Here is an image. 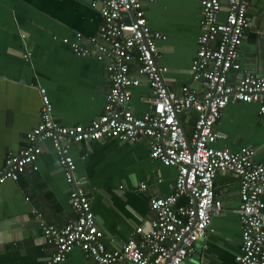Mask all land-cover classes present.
I'll return each instance as SVG.
<instances>
[{"label":"crops","instance_id":"1","mask_svg":"<svg viewBox=\"0 0 264 264\" xmlns=\"http://www.w3.org/2000/svg\"><path fill=\"white\" fill-rule=\"evenodd\" d=\"M142 1L148 26L164 35L157 40V63L167 67L163 73L166 86L177 93L185 84L198 88L189 79V67L200 31L199 0ZM221 3L219 21L226 15V1ZM99 6L100 0H0V168L8 153L26 146V133L39 122V87H45L59 124L86 125L102 114L109 86L105 64L75 54L63 42L64 37L74 40L79 32L86 43V36L95 34L102 22ZM246 15L250 27L239 46L240 67L228 74L230 82L244 74H264V0H250ZM26 50L31 52L28 61L23 58ZM130 73L140 81L131 88L130 106L134 111L146 109L151 89L134 65ZM195 116L191 111L182 117L187 133ZM215 129L220 135L215 147L238 151L252 146L254 160L264 163V115L256 103L230 102ZM41 145L36 169L28 165L16 180L0 184V264H44L53 252L34 218L35 210L57 226L75 216L70 186L51 142L45 140ZM70 152L108 249L121 248L137 226L147 229L154 216L149 198L167 196L173 190L177 167L153 158L146 137L73 142ZM141 183L146 184L145 189ZM214 193L222 210L212 218L206 237L196 241L194 251L181 264H240L235 258L241 243L237 175L218 171ZM262 198L264 201V195ZM177 203L185 205L186 196ZM58 264L97 263L75 248Z\"/></svg>","mask_w":264,"mask_h":264},{"label":"built area","instance_id":"2","mask_svg":"<svg viewBox=\"0 0 264 264\" xmlns=\"http://www.w3.org/2000/svg\"><path fill=\"white\" fill-rule=\"evenodd\" d=\"M225 1L226 15L219 21L221 0H199L200 31L189 67V79L198 88L185 84L179 93L164 82L167 67L157 63V40L164 35L148 26L142 0H100L102 22L97 32L86 36V43L79 32L72 41L63 38L75 54L105 64L109 86L103 112L86 125L59 124L53 118L45 87H39V122L26 133V146L17 153H8L0 168V184L16 180L28 165L37 168L41 143L51 142L70 186L75 216L57 226L47 222L41 211H34L45 241L54 248L44 264L64 261L75 248L89 254L97 264H181L194 251L196 241L206 237L212 218L222 210L214 193L218 171L233 172L239 178L236 213L241 243L235 258L240 264H264V163L254 160L252 146L231 151L213 145L220 137L215 123L230 102L256 103L264 115V74H244L235 82L228 80L229 72L240 67L238 51L250 27L246 15L250 0ZM30 57L29 50L23 52L24 60ZM132 64L151 89L149 106L140 111L130 106L131 88L140 83L130 73ZM191 111L196 116L187 133L182 117ZM104 137L122 141L146 137L153 158L177 167L172 192L149 198L154 216L148 228L137 226L119 249H108L104 244L70 152L73 142ZM140 187L145 189L146 184ZM181 196L187 198L185 205L177 203Z\"/></svg>","mask_w":264,"mask_h":264}]
</instances>
